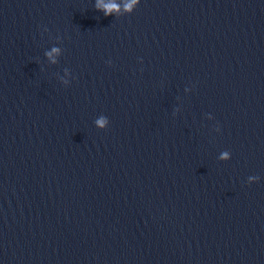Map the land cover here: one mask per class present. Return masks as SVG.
Returning a JSON list of instances; mask_svg holds the SVG:
<instances>
[{
  "label": "water",
  "instance_id": "water-1",
  "mask_svg": "<svg viewBox=\"0 0 264 264\" xmlns=\"http://www.w3.org/2000/svg\"><path fill=\"white\" fill-rule=\"evenodd\" d=\"M0 264H264V0H0Z\"/></svg>",
  "mask_w": 264,
  "mask_h": 264
},
{
  "label": "clouds",
  "instance_id": "clouds-1",
  "mask_svg": "<svg viewBox=\"0 0 264 264\" xmlns=\"http://www.w3.org/2000/svg\"><path fill=\"white\" fill-rule=\"evenodd\" d=\"M105 14H108V10H106V13Z\"/></svg>",
  "mask_w": 264,
  "mask_h": 264
}]
</instances>
